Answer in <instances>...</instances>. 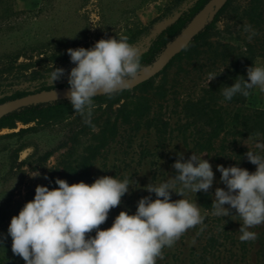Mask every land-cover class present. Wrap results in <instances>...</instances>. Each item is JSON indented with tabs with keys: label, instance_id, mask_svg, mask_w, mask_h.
Returning a JSON list of instances; mask_svg holds the SVG:
<instances>
[{
	"label": "rangeland",
	"instance_id": "rangeland-1",
	"mask_svg": "<svg viewBox=\"0 0 264 264\" xmlns=\"http://www.w3.org/2000/svg\"><path fill=\"white\" fill-rule=\"evenodd\" d=\"M195 1L0 0V66L5 62L4 57L21 49L42 46L46 50V60L30 70L39 71L35 78L30 77L29 71L16 78L17 71H14L0 79V98L10 97L16 91L34 94L41 92L42 87L57 89L68 84V73L75 65L61 61V57L69 48H91L102 38L124 34L142 54L154 37ZM252 1L231 0L216 26L219 31L226 26L239 31L243 42L255 48L253 66H264V0H259L253 21L250 17V14L254 15L250 10ZM245 25H250L256 32L251 40L248 39L249 32L244 30ZM23 62L28 60H18V63ZM52 64L65 69V75L50 86L45 73L51 70ZM223 68L218 63L213 64L203 48L191 58L182 55L174 59L155 79L156 85L164 84L165 99L153 105L143 119L121 125L115 138L91 162L84 178L88 184L105 175L129 179V192L122 198V203L110 211L106 223L100 226L107 229L120 211L134 214L140 198L150 196L156 199L155 193L144 188L149 183L158 185L176 175L172 165L178 153H183L185 160L193 152L205 154L201 158L209 161L214 172L212 187L207 193L185 191V198L195 200L200 206L205 217L204 225L188 230L172 248H164V258L158 259L157 264H264V224L250 229L257 234L255 240L241 242L239 228L242 221L235 216V210L226 217L212 214L215 189L227 190L220 182L221 173L216 166H239L255 172L257 166L247 160L245 153L250 150L264 156V148L257 147L258 143L264 144V137L238 135L226 128L216 140L214 150L198 151L196 142L207 134L209 127H204L203 120L197 121L187 113L188 103H208L212 86ZM210 75L218 76L208 84ZM218 96L216 104L211 105L220 107L224 117H231L236 112L250 114L264 110V93L259 89L251 90L245 104L236 107ZM8 101L11 100L3 103ZM74 118L47 125L18 122L14 129L0 131V264H25L11 250L12 240L7 234L11 218L18 215L26 199L35 193L37 185L43 186L51 177H60L65 162L76 165L90 135H79L78 145L71 142L73 133L79 129V124H71ZM30 128L32 130L19 133ZM37 172L39 176L32 177ZM179 187L177 183L176 188ZM182 198L171 193L173 201ZM90 235L95 236V231Z\"/></svg>",
	"mask_w": 264,
	"mask_h": 264
},
{
	"label": "clouds",
	"instance_id": "clouds-1",
	"mask_svg": "<svg viewBox=\"0 0 264 264\" xmlns=\"http://www.w3.org/2000/svg\"><path fill=\"white\" fill-rule=\"evenodd\" d=\"M244 30L249 32V40L256 35L250 25H245ZM67 54L75 66L68 73L66 98L74 114L92 127L94 98H112L128 89L144 68L140 51L124 34L102 38L91 48H69ZM246 71L247 79L240 76L232 86L223 87L221 94L225 100L230 101L237 94L247 98L253 89L264 93V66L252 65ZM45 75L53 86L65 75V69L52 64ZM217 76L210 75L207 83ZM257 147L264 148V144L258 143ZM203 155L193 152L185 160L183 153H178L172 165L176 175L144 188L155 193L156 199L140 198L134 214L120 211L107 229L100 226L129 192L128 178L105 175L91 184H69L57 178L58 187L51 190L37 185L34 198L24 204L8 226L12 253L25 264H157L158 259L164 258V248H172L188 230L204 225L200 206L185 198L186 190L207 193L213 185L212 165L201 158ZM245 156L257 166L255 172L239 166H216L221 173L220 182L227 190L217 187L212 203L215 216H230L231 210H235V216L242 221L241 242L255 240L257 234L250 229L264 224V156L250 150ZM37 176L38 172L32 177ZM172 192L183 198L173 201ZM93 231L95 236L90 235Z\"/></svg>",
	"mask_w": 264,
	"mask_h": 264
},
{
	"label": "trees",
	"instance_id": "trees-1",
	"mask_svg": "<svg viewBox=\"0 0 264 264\" xmlns=\"http://www.w3.org/2000/svg\"><path fill=\"white\" fill-rule=\"evenodd\" d=\"M209 0H196L192 7L183 11L179 17L168 27L159 32L152 40L149 48L141 54V63L144 66L143 70L151 67L165 51L167 46L182 33L191 19L198 13ZM229 0L226 5L210 19L203 31L197 34L188 46L177 54L154 78L136 86L133 89H126L112 98L104 95H99L94 98L95 109L91 117V122L94 127L84 123V118L74 114V110L69 100H59L53 102L40 103L31 105L14 111L0 119V131L3 129H14L16 123L27 125L37 123V125L60 124L70 120L73 116L72 123L79 124V129L73 133L71 142L74 145L79 144V135H90L87 143L83 146L81 154L76 159V165L71 162H65L63 165L64 172L58 177L66 180L69 184L84 182V178L88 175L91 162L97 157L102 149L115 138L118 129L121 125H128L133 120H140L146 117L153 105L160 103L166 97V88L164 84H155V79L162 74L170 63L186 55L191 58L203 48L213 64L218 63L224 67L219 78L215 80L213 89L210 91L208 103L200 105L199 103H188L187 113L194 117L197 121H202L204 127H209L207 134L199 138L196 142L198 151H212L215 148L216 140L219 135L228 128L233 130L238 135H259L264 137V110L252 111L250 114L234 113L231 117H224L221 113V108L211 105L215 103L217 98L223 102L232 105L233 107L244 105L246 97L237 94L232 100H225L221 94L224 86H232L235 80H240L241 77L247 79V68L254 64L255 48L251 44L244 43L240 32L234 27L226 26L222 31L217 30L216 23L220 16L226 10ZM259 0H253L251 12L256 11V6ZM256 13L250 14L253 21ZM213 39V40H212ZM46 50L42 46L28 47L21 49L12 55L4 57L5 62L0 66V79L5 75H11L17 71L16 78L23 77L26 72H30V77L35 78L39 71H30L35 66L42 64L46 60ZM20 58L28 60V62L18 63ZM36 58L35 61L33 59ZM61 61L71 63L70 56L66 53L62 55ZM141 71V72H142ZM69 87L68 84L59 88ZM56 89L53 87H42L41 91ZM26 91H16L10 97L0 98V104L7 100H14L29 95ZM216 94V95H215ZM30 129H22L19 133H24ZM46 155L44 159L47 157ZM57 177H51L43 186L50 190L58 187L55 180ZM35 196L31 194L25 203L32 200ZM24 203V204H25Z\"/></svg>",
	"mask_w": 264,
	"mask_h": 264
},
{
	"label": "water",
	"instance_id": "water-1",
	"mask_svg": "<svg viewBox=\"0 0 264 264\" xmlns=\"http://www.w3.org/2000/svg\"><path fill=\"white\" fill-rule=\"evenodd\" d=\"M228 1L229 0H209L203 8L196 13L174 42L167 46L159 59L151 67L140 72L135 80L130 82L128 89L135 88L163 71L168 63L185 49L197 34L203 31L207 22L212 19ZM68 88L69 87L41 91L0 104V119L14 111L31 105L68 100L66 98Z\"/></svg>",
	"mask_w": 264,
	"mask_h": 264
}]
</instances>
